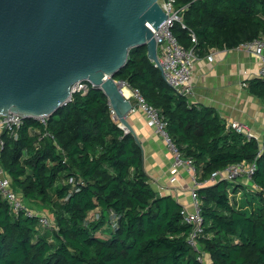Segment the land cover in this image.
<instances>
[{
    "label": "trees",
    "instance_id": "obj_1",
    "mask_svg": "<svg viewBox=\"0 0 264 264\" xmlns=\"http://www.w3.org/2000/svg\"><path fill=\"white\" fill-rule=\"evenodd\" d=\"M175 2L187 6L185 27L175 23L171 33L187 49L194 33L196 56L235 49L264 34V0ZM114 78L159 111L177 153L192 161L198 182L257 157L250 182L256 189L238 191L225 180L197 189L204 221L199 244L211 264H264V143L260 150L213 109L175 94L145 46L130 49ZM250 86L264 99L262 80ZM45 132L49 136H42ZM0 139V167L12 188L25 205L47 209L53 227L45 230L36 218L13 214L0 196V264H203L186 244L190 226L182 222L181 205L152 189L140 146L118 127L100 89L74 94L46 128L27 119L17 139L7 133ZM92 211H99L100 220L85 227ZM110 211L120 216L117 227L98 237Z\"/></svg>",
    "mask_w": 264,
    "mask_h": 264
},
{
    "label": "water",
    "instance_id": "obj_2",
    "mask_svg": "<svg viewBox=\"0 0 264 264\" xmlns=\"http://www.w3.org/2000/svg\"><path fill=\"white\" fill-rule=\"evenodd\" d=\"M166 19L158 0H0V116L51 117L86 81L132 132L125 116L137 99L114 77L133 48L145 46L158 64L147 24L156 30Z\"/></svg>",
    "mask_w": 264,
    "mask_h": 264
},
{
    "label": "built area",
    "instance_id": "obj_3",
    "mask_svg": "<svg viewBox=\"0 0 264 264\" xmlns=\"http://www.w3.org/2000/svg\"><path fill=\"white\" fill-rule=\"evenodd\" d=\"M158 4L162 11L166 12L167 19L156 30L153 29L151 25L147 24L152 31L153 38L156 43L158 64L153 63V65L155 68L161 71L164 81L174 91L175 94L181 97H187L191 95L192 63L196 59L194 45L197 41L194 33L190 32L193 46L187 49L181 46L178 40L171 33V28L175 23L181 24L183 28L185 27L182 23V15L187 6L177 7L175 0H158ZM236 49L251 52L258 58L260 64L259 78L264 82V34L251 41L241 43ZM116 83L122 88V95L124 89H130L123 81L116 80ZM90 87H92V85L86 81H80L73 84L70 88L71 95L62 104V106H66L68 103H70L72 101V96L76 93L85 95ZM130 91V98H136L137 101L132 104L129 113H134L136 111L143 113L147 120V124L162 137L164 143L174 155L173 170L171 171V174H175L178 167H184L187 169V171L193 173L194 175V186L190 191L192 211H189L186 207H182L180 215L182 222L190 226V232L186 237V244L196 253L197 261L199 263L206 264L207 255L199 244V240L204 234V221L201 214L197 189L203 185H209L219 180L234 181L238 178H245L251 182V178L255 171V161L257 157H255V159L251 162L242 161L238 164L229 165L221 171L212 173L209 179L203 182H198L195 178V170L193 168L192 161L189 159H183L173 146V143L167 133V121L162 117L157 109L144 101L137 90L130 89ZM110 113L114 117V112L111 108ZM48 119V116H40L34 120H36L43 128H46ZM23 122L24 119L16 113L9 112L7 116H0V135L2 133H7L14 139H17L18 133L23 126ZM230 127L237 133L242 134V127L237 123H231ZM119 128L126 133V130L122 126ZM42 136L47 137L49 135L47 132H45ZM244 136H246L247 139H253L258 142L259 148L261 150L262 144L264 143V124L260 138L257 139L254 135L249 133ZM1 147L2 141L0 139V149ZM221 175H223V177ZM68 183L73 184V179H69ZM252 187L253 189H256L255 186L252 185ZM75 191L77 192L78 189H75ZM262 193L264 195V190H262ZM0 196L8 203L9 209L13 214H23L27 218H36L38 220L39 226L42 229L49 231L53 230L51 223L43 214L32 211L24 204L21 195L14 191L10 178L1 167ZM119 219V215H116L111 211L108 212L106 227L111 231L115 230ZM99 220V211H92L84 219L83 225L86 227L93 222H98Z\"/></svg>",
    "mask_w": 264,
    "mask_h": 264
},
{
    "label": "crops",
    "instance_id": "obj_4",
    "mask_svg": "<svg viewBox=\"0 0 264 264\" xmlns=\"http://www.w3.org/2000/svg\"><path fill=\"white\" fill-rule=\"evenodd\" d=\"M259 67L258 58L251 52L236 48L211 49L193 61L191 95L185 98L191 104L213 109L226 125L237 123L243 135L249 133L258 139L264 124V99L252 93L250 84L260 80ZM130 93V89L123 90L129 100ZM125 119L132 131L128 133L141 148L142 171L152 189L160 196H171L181 207L192 211L193 173L178 167L175 174H171L174 155L162 137L147 124L143 113H129ZM117 125L120 127L118 121ZM225 181L238 191L253 190L245 178ZM107 233L104 225L96 235L104 238ZM206 264H211L208 257Z\"/></svg>",
    "mask_w": 264,
    "mask_h": 264
},
{
    "label": "rangeland",
    "instance_id": "obj_5",
    "mask_svg": "<svg viewBox=\"0 0 264 264\" xmlns=\"http://www.w3.org/2000/svg\"><path fill=\"white\" fill-rule=\"evenodd\" d=\"M29 209H31L32 211H35L37 213H40V214H43L49 221V219H51V216L49 214V211L47 209H35V208H32V207H29L28 205H26ZM50 222V221H49ZM105 227H106V224H105Z\"/></svg>",
    "mask_w": 264,
    "mask_h": 264
}]
</instances>
